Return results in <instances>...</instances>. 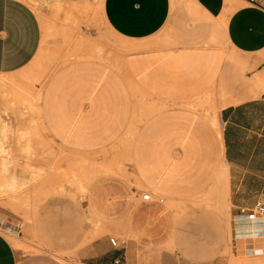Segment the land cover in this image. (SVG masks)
<instances>
[{
	"label": "crops",
	"instance_id": "obj_1",
	"mask_svg": "<svg viewBox=\"0 0 264 264\" xmlns=\"http://www.w3.org/2000/svg\"><path fill=\"white\" fill-rule=\"evenodd\" d=\"M102 12L112 58L60 65L39 101L44 129L89 179L80 227L95 236L79 263L187 264L168 246L192 228L197 243H215L213 216L180 210L213 193L231 216L235 257L256 264L264 215L239 210L264 203V0H103ZM41 42L33 8L0 0V84L23 83ZM6 116L0 102L1 145ZM13 222L0 211V226ZM0 264L64 263L23 255L0 230Z\"/></svg>",
	"mask_w": 264,
	"mask_h": 264
},
{
	"label": "rangeland",
	"instance_id": "obj_2",
	"mask_svg": "<svg viewBox=\"0 0 264 264\" xmlns=\"http://www.w3.org/2000/svg\"><path fill=\"white\" fill-rule=\"evenodd\" d=\"M23 1L37 14L42 42L22 74L23 83L0 84V102L7 114V137L0 144V211L14 220L11 230H0L23 255L46 252L64 264H80L77 249L95 236L93 229L80 227L89 220L80 204L89 179L78 176L76 155L65 154L44 129L40 94L54 69L74 58L110 59L118 42L107 32L103 0ZM11 176L17 182L8 188ZM217 200L220 196L207 193L180 210L189 218L197 211L212 214L215 243H197L192 228L183 232L179 244L168 247L187 264H248L250 258L243 261L233 253L231 216ZM257 263L264 264V255Z\"/></svg>",
	"mask_w": 264,
	"mask_h": 264
},
{
	"label": "built area",
	"instance_id": "obj_3",
	"mask_svg": "<svg viewBox=\"0 0 264 264\" xmlns=\"http://www.w3.org/2000/svg\"><path fill=\"white\" fill-rule=\"evenodd\" d=\"M141 197L144 200H148L150 199V193H143ZM239 211L240 214L243 215L246 220L255 221L264 215V203L262 201H256L252 208L247 209L242 207ZM111 242L115 244L114 239H111Z\"/></svg>",
	"mask_w": 264,
	"mask_h": 264
},
{
	"label": "bare ground",
	"instance_id": "obj_4",
	"mask_svg": "<svg viewBox=\"0 0 264 264\" xmlns=\"http://www.w3.org/2000/svg\"><path fill=\"white\" fill-rule=\"evenodd\" d=\"M251 262V261H250ZM256 264H258V263H256Z\"/></svg>",
	"mask_w": 264,
	"mask_h": 264
}]
</instances>
